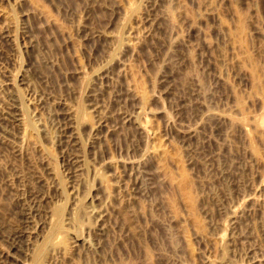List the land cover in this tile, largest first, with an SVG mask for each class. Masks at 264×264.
<instances>
[{"label": "rangeland", "instance_id": "rangeland-1", "mask_svg": "<svg viewBox=\"0 0 264 264\" xmlns=\"http://www.w3.org/2000/svg\"><path fill=\"white\" fill-rule=\"evenodd\" d=\"M0 264H264V0H0Z\"/></svg>", "mask_w": 264, "mask_h": 264}]
</instances>
